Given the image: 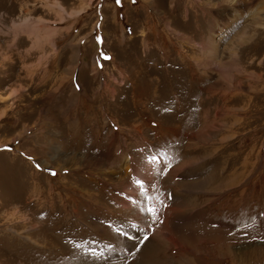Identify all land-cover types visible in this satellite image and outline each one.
<instances>
[{"label":"rangeland","instance_id":"374dc122","mask_svg":"<svg viewBox=\"0 0 264 264\" xmlns=\"http://www.w3.org/2000/svg\"><path fill=\"white\" fill-rule=\"evenodd\" d=\"M0 98V264H264V0H0Z\"/></svg>","mask_w":264,"mask_h":264},{"label":"bare ground","instance_id":"6f19581e","mask_svg":"<svg viewBox=\"0 0 264 264\" xmlns=\"http://www.w3.org/2000/svg\"><path fill=\"white\" fill-rule=\"evenodd\" d=\"M214 46V45H213ZM1 99V98H0ZM177 219H179V218H176V220ZM129 234V233H128ZM180 234V233H179ZM130 236V235H129ZM130 239V238H129ZM181 239V238H180ZM131 240V239H130ZM129 240V241H130ZM170 240H173V239H170ZM178 240V239H177ZM127 243V242H126ZM130 243V242H129ZM132 243V242H131ZM173 243V242H172ZM148 245V244H147ZM127 246H129V244L127 245ZM132 246V245H131ZM158 246V245H157ZM139 250V249H138ZM146 251H145V253H150V254H155V253H158L159 251H163V250H161V247H156L153 243H149V246H148V248L147 249H145ZM158 254H161V253H158ZM140 256V255H139ZM149 256V255H148ZM166 256V255H165ZM168 256V255H167ZM172 256V255H171ZM146 257V256H145ZM153 257V256H152ZM168 258H170L169 256H168ZM144 261V262H146V264L147 263H149L148 261H145V260H143V259H140V263H142V261ZM170 260V259H169ZM172 260V259H171ZM247 260V259H246ZM150 261V260H149ZM168 261V260H167ZM240 264H249V263H247V262H249V261H245L244 259H242V258H240ZM172 262H174V261H172ZM169 263V262H168ZM120 264H122V263H120Z\"/></svg>","mask_w":264,"mask_h":264}]
</instances>
